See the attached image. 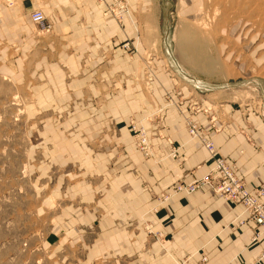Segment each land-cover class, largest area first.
<instances>
[{"label": "crops", "instance_id": "obj_1", "mask_svg": "<svg viewBox=\"0 0 264 264\" xmlns=\"http://www.w3.org/2000/svg\"><path fill=\"white\" fill-rule=\"evenodd\" d=\"M9 1H0V78L26 91L39 82L31 88L42 107L56 100L53 106L59 111L72 102L73 114L64 125L77 127L90 140L88 147L73 142L72 147H56L57 155L65 151L72 157L87 156V148V173L93 178L73 187L89 207L65 208L58 214V228L62 216L70 233L78 220L91 224L103 211L101 238L90 251L136 249L137 264L145 258L152 264H200L204 254L206 264H264V232L254 238L261 228L248 219L242 205L209 188L165 201L156 197L179 181L202 177L213 165L209 151L186 131L185 119L192 115L210 131L218 154L236 160L238 176L249 189L264 187V121L233 109L227 117L194 112L196 100L165 69L155 73L151 84L131 79L139 75L135 67L140 55L132 60L121 46L131 31L128 25L129 30L123 29L105 15L112 0ZM131 1L141 11V23L157 29L160 0ZM37 9L44 11L51 31L34 30L31 13ZM156 37L138 35L136 40L150 46ZM157 107L164 109V128L153 138V157L146 158L135 149L128 123L132 116L149 115ZM131 219L138 221L137 234L128 230ZM145 219L167 238L164 247L154 242L143 249Z\"/></svg>", "mask_w": 264, "mask_h": 264}, {"label": "rangeland", "instance_id": "obj_2", "mask_svg": "<svg viewBox=\"0 0 264 264\" xmlns=\"http://www.w3.org/2000/svg\"><path fill=\"white\" fill-rule=\"evenodd\" d=\"M160 3L161 15L155 30L148 23H141V11L134 9L131 0H112L107 5L105 15L134 33L129 31L128 38L121 43L130 59L140 55L135 67L139 75L130 78L137 81L142 78L151 84L155 73L165 69L196 100L194 112L215 111L227 117L231 111L228 109H233L244 117L251 115L264 121V0H160ZM125 19L130 22L122 23ZM51 27L42 29L34 23V30L38 31H51ZM138 35L157 39L148 46L136 40ZM39 84L32 82L26 91L0 78V264H137L136 249L124 253L90 251L101 238L103 211L96 214L91 224L78 220L70 233L62 225L65 221L62 216L59 220L62 228H58V214L65 208L89 207V203L81 201V194H74L73 187L76 182L82 184L93 178L87 173V148L84 150L87 156L72 157L65 151L58 156L56 147H72V142L77 147H88L90 140L77 127L64 125L73 114L72 102L59 111L53 106L56 100H49V106H41L31 88ZM163 110L157 107L149 115L129 119L134 147L146 158L153 157V138L164 128L160 125ZM189 117L185 119L188 134ZM191 118L195 120L193 115ZM135 127L146 131L150 155L138 145ZM171 193L172 189L156 197L165 201ZM128 223L129 232L137 234V219ZM254 223L259 227V223ZM142 228L147 233L143 249L154 242L162 247L167 244V238L154 230L151 220H142ZM204 256L200 264H206L208 259L204 262ZM142 264L152 263L145 258Z\"/></svg>", "mask_w": 264, "mask_h": 264}, {"label": "built area", "instance_id": "obj_3", "mask_svg": "<svg viewBox=\"0 0 264 264\" xmlns=\"http://www.w3.org/2000/svg\"><path fill=\"white\" fill-rule=\"evenodd\" d=\"M32 20L38 27L49 28L46 17L42 10H35L32 13ZM188 131L192 138L199 139L207 148L209 153L214 156V162L210 170L202 177L194 178L189 182H179L172 187L171 195L180 193H194L203 188H209L216 194L222 196L225 200L242 205L248 213V219L259 223L261 230L256 232L254 238L262 235L264 232V187L250 190L244 179L238 176V169L235 160H229L223 156H218L215 142L207 129H204L191 118L186 120ZM138 139V145L141 150L150 155L151 146L149 137L143 128L134 129ZM169 198V197H167ZM165 198V199H167ZM241 221V220H240ZM240 223H243L241 221ZM207 257H203L205 262Z\"/></svg>", "mask_w": 264, "mask_h": 264}, {"label": "bare ground", "instance_id": "obj_4", "mask_svg": "<svg viewBox=\"0 0 264 264\" xmlns=\"http://www.w3.org/2000/svg\"><path fill=\"white\" fill-rule=\"evenodd\" d=\"M33 13V12H32ZM32 13H31V15H32ZM31 18H32V16H31ZM33 21V20H32ZM34 22V21H33ZM187 25V24H186ZM186 29V28H185ZM184 29V31L186 32V30ZM249 188V187H248ZM257 189V188H256ZM248 214V213H247ZM249 221V220H248ZM250 222V221H249ZM255 224V223H254Z\"/></svg>", "mask_w": 264, "mask_h": 264}]
</instances>
